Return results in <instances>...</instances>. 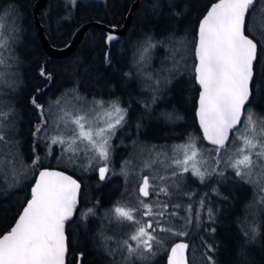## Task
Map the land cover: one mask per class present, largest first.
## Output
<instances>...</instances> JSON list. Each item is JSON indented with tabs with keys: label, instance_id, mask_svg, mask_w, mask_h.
Listing matches in <instances>:
<instances>
[{
	"label": "snow or ice",
	"instance_id": "obj_1",
	"mask_svg": "<svg viewBox=\"0 0 264 264\" xmlns=\"http://www.w3.org/2000/svg\"><path fill=\"white\" fill-rule=\"evenodd\" d=\"M259 2L264 9V0ZM68 3L75 7L77 0H68ZM257 3L258 0H217L199 18L193 39L177 41L179 47L173 49L172 67L167 69L164 84L171 86L185 75L194 78L199 85L196 117L202 136L189 134L183 144L172 146V155L150 149L155 152V158L143 161L139 172H134L137 165L131 159L122 163L121 173L125 177L133 172L131 188L105 214L108 226L114 229L113 235L98 233L102 237L98 251L103 253L104 264H152L160 251L166 253L167 264H190L189 243H172L167 248V242L172 237H187L193 224L198 230L203 228L214 234V227H204L201 210H206L207 219L212 223L216 212L206 207L203 197L195 216L190 204L185 206L174 200L177 196L192 198L191 192L182 190L186 173L202 184L209 180H216L218 184L229 180L254 184V177L264 179V112L256 109L258 103L264 102V73L257 80L264 41L252 34L251 20ZM149 5L145 12L153 17L163 15L165 10L173 18L184 15L177 11L176 0H149ZM3 10L0 6V12ZM116 39L113 32H108L105 43ZM158 44L159 41L146 33L136 60L138 72L145 74L151 83V100L140 102L146 111L159 98L162 83L145 66L146 55L150 56V50ZM7 47L0 42V50ZM177 53L180 59H176ZM186 55L193 57L190 66ZM105 63L111 64L108 52ZM39 76L47 81L52 79L46 66H41ZM42 91L37 87L30 99L38 120L30 132L32 156L28 167L38 169V177L14 225L0 235V264H83V251L72 261L67 259L69 232L77 228L87 234L89 220L97 215L99 201L80 212L73 224L81 186L72 176L45 166L39 150L42 146L46 157H54V146L58 145L61 155L54 157L58 164L98 171L99 180L105 181L110 173L115 174L111 169L113 137L128 123L130 108L123 106L119 98L87 102L67 93L71 103L66 98H57L45 106L38 102ZM203 141L211 148L204 147ZM18 144L15 113L10 103L0 100V157L12 167H15ZM212 191L222 196L216 187ZM260 191L264 192V187ZM259 203L264 206V197H260ZM259 236L254 222L240 230L234 264H251L249 248ZM200 246L203 264H218V246L204 237Z\"/></svg>",
	"mask_w": 264,
	"mask_h": 264
},
{
	"label": "trees",
	"instance_id": "obj_2",
	"mask_svg": "<svg viewBox=\"0 0 264 264\" xmlns=\"http://www.w3.org/2000/svg\"><path fill=\"white\" fill-rule=\"evenodd\" d=\"M134 1L77 0L73 7L68 0H47L39 12V22L50 45L61 48L70 42L74 32L84 24L98 22L109 27L113 25L120 27ZM216 1L176 0L177 11L183 12L184 15L173 18L167 10L159 17H153L150 13L146 14L145 9L150 6L149 0H142L122 37L106 44L105 31L88 28L71 56L62 60H53L45 54L38 36L33 12L36 0H0V6L4 8L0 12V22L7 13L16 20L10 54L12 63L18 67L20 78L14 94L12 93L14 105L11 97L3 96L0 87V100L5 104H7L6 100L9 101L12 110L16 111V140L19 142L17 151L20 156L16 159L15 167L10 165L9 171L6 168L5 159L0 157V235L10 230L22 206L30 198L31 187L38 173V169L28 167L32 156L30 132L38 120L30 99L36 94L37 87L43 90L38 97V102L45 106L51 105L57 98H63L67 93L75 92L80 96L105 101L119 98L123 106L130 108L127 125L113 137L112 141L111 163L116 168L121 169L122 163L129 159V152L135 141H145L155 145H175L183 144L189 134L202 136L195 118L199 91L194 78L191 76L186 84L178 85L166 94H162V96H170L167 102L161 101L159 96L152 104L153 107L155 105L160 107L158 111L166 110L167 114L162 111L150 113V110L146 111L140 103L144 100L150 101L152 94L146 90L145 79L137 72L136 60L139 57V45L146 33L159 41L157 47L150 50L159 54H163V50L167 51L170 40L175 42L185 38L192 40L199 18L206 13V7ZM259 4L258 0L256 8ZM252 34L254 35L253 31ZM255 38L259 40L256 36ZM106 52L110 53V65L105 63ZM261 61L262 63L257 65L258 81L264 73V52L261 53ZM41 66H46L47 72L51 73V81L39 76ZM125 73L129 75L125 76ZM256 109L264 111V107H261L259 103ZM172 112L175 114L173 115ZM169 114H172L171 118ZM177 116L179 119L176 118ZM203 145L207 146L204 141ZM54 148V157H59L60 147L57 145ZM39 154L45 166L65 171L81 184L73 224L79 219L80 212L97 205L99 201L96 207L97 215L90 218L87 234L77 228H72L74 233L69 232L68 255L77 249L80 252L83 251L84 259H87L90 256L88 252L92 250L90 239L98 237V233L102 231V227L107 222L105 214L123 193L125 179L111 177L100 181L98 171H85L79 166L58 164L56 158L45 156V149L42 146ZM186 174L187 183L190 182L192 188L184 191H192L193 195L191 199L183 198V205L190 204L193 209L192 215L195 216L203 197L206 207L211 205L216 212L215 222L212 223L207 219L206 210H201L204 227H214L216 232L210 235L203 231V228L198 230L193 224L187 237H172L166 247L169 248L177 240H184L190 244L188 250L190 264H196L192 261L193 256L200 260V264H203V248L200 246V241L201 237H204L209 243H215L218 246L216 255L218 264H234L236 237L242 228L252 224L250 211L256 206L258 216L254 223L259 228L260 236L249 248V259L251 264H264V206L259 205L260 197H264V192L260 191V188L264 187L263 182L257 187L252 184L234 183L235 190H232L218 184L216 180H209L202 184L191 177L190 173ZM214 187L228 199L224 200L221 195L213 193ZM181 215H184L182 210ZM99 254V252L96 255L92 254L88 260L101 264ZM165 258L166 253L163 251L152 260V264H165Z\"/></svg>",
	"mask_w": 264,
	"mask_h": 264
},
{
	"label": "rangeland",
	"instance_id": "obj_3",
	"mask_svg": "<svg viewBox=\"0 0 264 264\" xmlns=\"http://www.w3.org/2000/svg\"><path fill=\"white\" fill-rule=\"evenodd\" d=\"M251 20H252V31H253L254 35L259 39V41H264V9L261 8L260 4L256 8V11L254 12ZM15 22H16V20H14V18H12L9 13H7V15H4L3 19H1V22H0V42H4L8 45L6 50H0V87H1L2 94H3V96H5V98L6 97L12 98L13 105L15 102L13 101L12 93L14 94V92L16 90L17 82L20 80L18 67L12 63L11 54H10V51H12L11 44H12L13 35H14L13 30H14ZM171 43L173 45H170ZM176 47H179L177 42H175L174 40H172V41L170 40L169 44H167V51L163 50L164 51L163 54L154 53L153 51H150V56L146 55V57H145V66L147 67L149 72L151 74H153L154 76H158L162 81L159 96L161 98V101H164V102L165 101L167 102L169 100L170 96H162V94H166L167 92H169L171 89H174L178 85L186 84L187 81H190V78H191L190 75H185L178 82L173 83L171 86H165V84H164V80L168 75L167 69L172 67V53H173V49ZM176 59H180V56L178 53L176 54ZM186 59H187L188 65L190 66L193 63V57L186 55ZM137 72H138V70H137ZM138 73L140 75H142V77L145 79L146 90L149 91L150 94H152V92L150 90L151 89V83L146 79V75L142 74L141 72H138ZM70 93L72 95H78L79 97L83 98L84 101H87V102H91L93 100H99V98L80 96L78 93H75V92H70ZM63 98H66V96H63ZM66 100L68 103H71L70 98H66ZM6 103L8 104L10 102L6 100ZM259 105L261 107H264V102L259 103ZM159 109H160V107H158L156 105L154 107L152 106V108L150 109V113H155V112L159 113L162 111L165 114H167L166 110L158 111ZM53 111H55L54 106H53ZM260 112H262V111H260ZM14 113H15V122H16V111H14ZM172 113H173V115L175 114L174 112H172ZM16 130H17V126H16ZM175 145H179V144H175ZM172 146H174V145H170V144L155 145V144L147 143L145 141H135L132 144L130 152H129V159H131L133 161L134 165H137V167L134 169V172H139L143 161L149 159L150 157L155 158V152H150L149 151L150 149L154 148L156 151L168 152L169 155H172V152H171ZM204 147H207V146H204ZM208 148H210V147H208ZM18 157H20V156H19V152L17 151V158ZM160 159H163V157H160ZM6 165H7L6 168L9 171L10 165L9 164H6ZM111 169H112V172L121 173V169L116 168L112 164H111ZM145 171H146V173L148 172V170H145ZM228 173L229 174L231 173L230 169L228 170ZM132 174H133V172L130 171L129 177H125V175H123L125 177V180H124L125 185H124L123 193L126 190H130V188H131ZM186 175L187 174H185L184 180L182 182V184H183L182 190L183 191L186 189L190 190L192 188L191 183L190 182L187 183ZM109 178H110V174H109ZM254 180L256 181V183H254L252 185L255 187H257L258 184L261 182H263L262 184L264 185V179H261L260 177H254ZM220 184H222L224 187H228L229 189L235 190L234 182L231 180L227 181L226 183H220ZM191 193H192V191H191ZM179 198H180V201H179ZM183 198H187V196H183V197L177 196V197H174V200H178L179 202H181L183 204V202H184ZM259 205H261V204L259 203ZM207 207H212V206L208 205ZM256 208L257 207L255 206L250 211L251 212V217H250L251 223L255 222L256 218L258 216V215H256V213H257ZM102 231H103L104 235H113L114 229L111 226H108V221H107L106 224L102 227ZM101 242H102V239H101ZM168 242H169V240H168ZM162 252L163 251H160L156 256L161 255ZM155 257L153 258V260L155 259ZM192 261L196 264L201 263L200 260L195 258L194 256L192 257Z\"/></svg>",
	"mask_w": 264,
	"mask_h": 264
},
{
	"label": "water",
	"instance_id": "obj_4",
	"mask_svg": "<svg viewBox=\"0 0 264 264\" xmlns=\"http://www.w3.org/2000/svg\"><path fill=\"white\" fill-rule=\"evenodd\" d=\"M46 1L47 0H36V2L34 4L33 12H34L35 25H36V28H37V31H38V36H39V39H40L41 46H42L45 54L47 55V57L50 58V59H53V60H62V59H66L67 57L71 56L74 53V51L76 50V48L80 44L84 33L87 31L88 28H98V29H101V30L105 31L106 34L108 32H113L117 36V39L122 37L126 33L128 27H129V25H130V23L132 21L133 15H134L137 7H138V4L142 0H135L134 1V3L130 6V8L128 10V13H127V15H126V17L124 19L123 24L120 27H115L113 29V27H109V26H106V25L98 23V22H90V23L84 24V25H82L80 28H78L74 32L70 42L66 46L61 47V48H56V47H53V46L50 45L47 37L44 35L43 28H42V26H41V24L39 22V12L44 7ZM195 85L199 89V85H197L196 83H195ZM198 97H199V92H198ZM198 97H197V101H198ZM197 101H196V108H197ZM195 118H196V122H197V127L199 129V123H198V119L196 117V110H195ZM201 135H202V133H201ZM204 143L207 146L211 147V145H209L207 143V141H204ZM56 170H59V169H56ZM60 171H62V170H60ZM63 172L65 174H67V175H70V174H68L65 171H63ZM70 176H72V175H70ZM36 177H38V173H37ZM72 178L75 179L73 176H72ZM34 183H35V181H34ZM34 183H33V185H34ZM80 186H81V184H80ZM80 190H81V188H80ZM79 194H80V192L78 193V199H79ZM21 211H22V209H21ZM14 223H13V225H14ZM182 241L186 242L184 240H177V241H175L173 243H179V242H182ZM170 246H169V248H170ZM187 257H188V252H187ZM165 264H167V255H166V258H165Z\"/></svg>",
	"mask_w": 264,
	"mask_h": 264
},
{
	"label": "flooded vegetation",
	"instance_id": "obj_5",
	"mask_svg": "<svg viewBox=\"0 0 264 264\" xmlns=\"http://www.w3.org/2000/svg\"><path fill=\"white\" fill-rule=\"evenodd\" d=\"M112 164V163H111ZM113 165V164H112ZM115 174H111L110 173V178L112 177H116V178H120V177H123L124 179H125V177L123 176V174L122 173H117V172H114ZM122 187V186H121ZM121 199V195L118 197V200L117 201H119ZM78 231V230H77ZM72 233H74V230L72 229L71 231H70V234H72ZM101 239H102V237L101 236H96V237H94V239L93 238H91L90 239V242L92 243L91 244V246H92V250L90 251V252H88L89 253V255L90 256H88V258L90 259L91 258V255L93 254V255H96L97 254V252H99L100 254V258H101V260H100V262H101V264H104V256H103V253L102 252H100V251H98L99 250V248H100V245H101ZM73 250V249H72ZM94 253H93V252ZM69 252H70V248H69ZM72 252V251H71ZM80 251L79 250H74V253H72V254H69L68 255V257H67V259L69 260V261H72V258L74 257V256H76L78 253H79ZM157 257V256H156ZM88 258L87 259H84V261H83V264H97V263H93V262H90L89 260H88Z\"/></svg>",
	"mask_w": 264,
	"mask_h": 264
}]
</instances>
